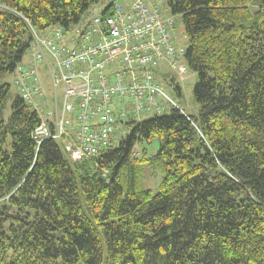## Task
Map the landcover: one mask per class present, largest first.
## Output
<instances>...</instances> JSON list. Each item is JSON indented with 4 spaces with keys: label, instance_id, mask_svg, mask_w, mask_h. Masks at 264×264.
<instances>
[{
    "label": "trees",
    "instance_id": "1",
    "mask_svg": "<svg viewBox=\"0 0 264 264\" xmlns=\"http://www.w3.org/2000/svg\"><path fill=\"white\" fill-rule=\"evenodd\" d=\"M99 1L0 0V73L15 74L32 30L69 32ZM166 6L187 38L195 114L166 104L114 121L121 137L72 161L55 140L34 141L40 119L18 92L3 118L0 84V264H264V0ZM153 139L148 156L139 143ZM153 168L156 193L144 186Z\"/></svg>",
    "mask_w": 264,
    "mask_h": 264
},
{
    "label": "built area",
    "instance_id": "2",
    "mask_svg": "<svg viewBox=\"0 0 264 264\" xmlns=\"http://www.w3.org/2000/svg\"><path fill=\"white\" fill-rule=\"evenodd\" d=\"M80 23L70 41L61 27L32 30V58L14 74L17 92L40 119L34 141L55 140L72 161L111 143L114 121L178 107L154 71L165 62L181 79L186 72L175 17L155 0L113 2L105 16L92 8Z\"/></svg>",
    "mask_w": 264,
    "mask_h": 264
},
{
    "label": "rangeland",
    "instance_id": "3",
    "mask_svg": "<svg viewBox=\"0 0 264 264\" xmlns=\"http://www.w3.org/2000/svg\"><path fill=\"white\" fill-rule=\"evenodd\" d=\"M155 1L158 4H160V6L163 10H165V11L168 10L167 6H166V0H155ZM115 2H121L124 4H129L130 0H115ZM97 5L104 8L105 6L108 5V0H100L97 3ZM81 26L82 25L80 22L76 25H73L70 28V31L66 32L65 39L67 41H70V39L72 37L77 38L78 37V34H77L78 29H80ZM176 27H177V30H178L180 37L183 36L181 43L183 44V46H186L187 45V38L185 36L183 26H182L181 22L178 20L176 22ZM69 45H71V44H69ZM32 55H33V50L31 48L25 54L23 61L27 62V60H31ZM107 71H108V69H107ZM165 72H167L166 76H165ZM171 75L174 76V73L169 70L168 65H166V67L163 69L159 68L158 79H159L161 85L163 86L164 91L173 99L174 103L178 107L184 109L189 114H195L198 111V105L193 100L192 90H193V86L196 82V75L194 73L190 72L189 70L185 72V75H184L185 77L183 79H181L179 76L175 75L176 80L178 82V85L181 88V95L180 96L177 94V91L175 90V88L173 86H171V84L168 82L169 76H171ZM42 76L44 77L43 78L44 85L47 88H50V83H49L48 78L44 75V73H42ZM2 83H7L10 85V89H9V92H8V95H7V98L5 100V104H4L5 107L3 109V118L7 119L11 113V110H10L11 100L15 96V94H17V90H16V87L14 85V74L13 73H6V74L0 73V84H2ZM170 108H171L170 106L166 105L165 112H167ZM147 117H150V115L142 114L140 119L142 120V119H145ZM124 128L126 129V126L124 124L116 123L114 125V130L111 133V137L112 138L121 137L124 134L123 133ZM139 147H140V149L145 148L148 156H152L156 153V151L158 149V140L153 139L149 144L139 143ZM6 148L10 149V145H7ZM161 179H162V172L153 168L152 170L149 171V175L145 177L144 186H145V188L151 190L152 193H156L159 189Z\"/></svg>",
    "mask_w": 264,
    "mask_h": 264
},
{
    "label": "crops",
    "instance_id": "4",
    "mask_svg": "<svg viewBox=\"0 0 264 264\" xmlns=\"http://www.w3.org/2000/svg\"><path fill=\"white\" fill-rule=\"evenodd\" d=\"M124 4V3H123ZM129 4H130V2H129ZM129 4H125V5H129ZM106 7V6H105ZM104 7V8H105ZM94 8H96V9H98L99 11H102L104 8H102L101 6H98V5H96ZM46 32H48V29L46 30V31H44L43 33H46ZM30 60H27V62H24V63H28Z\"/></svg>",
    "mask_w": 264,
    "mask_h": 264
},
{
    "label": "water",
    "instance_id": "5",
    "mask_svg": "<svg viewBox=\"0 0 264 264\" xmlns=\"http://www.w3.org/2000/svg\"><path fill=\"white\" fill-rule=\"evenodd\" d=\"M114 0H109V5L113 3ZM95 16V15H94ZM116 122V121H115Z\"/></svg>",
    "mask_w": 264,
    "mask_h": 264
}]
</instances>
